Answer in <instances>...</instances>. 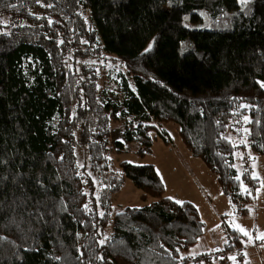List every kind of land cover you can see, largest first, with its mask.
I'll return each mask as SVG.
<instances>
[{"label":"trees","instance_id":"16d2710c","mask_svg":"<svg viewBox=\"0 0 264 264\" xmlns=\"http://www.w3.org/2000/svg\"><path fill=\"white\" fill-rule=\"evenodd\" d=\"M1 16L13 28L0 33V264L190 263L200 213L165 196L152 164L118 170L120 121L141 157L176 124L248 214L260 181L233 164L247 148L264 158V0H0ZM105 72L120 100H100ZM126 179L153 201L115 212ZM226 233L224 252L247 247Z\"/></svg>","mask_w":264,"mask_h":264},{"label":"rangeland","instance_id":"374dc122","mask_svg":"<svg viewBox=\"0 0 264 264\" xmlns=\"http://www.w3.org/2000/svg\"><path fill=\"white\" fill-rule=\"evenodd\" d=\"M204 20L202 26L209 23L206 18H204ZM0 23L4 25V27L0 29V33H7L13 28L12 24L9 25L8 17L1 16ZM197 27L200 28L201 25ZM116 72L125 73V69L123 66H118ZM104 77L102 90L100 92V100L102 102L120 100L122 94L119 86L116 84V76L113 75L112 78H110L105 72ZM163 127L169 134L168 143H164L162 139L158 138L153 144L152 153L141 157L136 154L140 145L138 143L127 144L125 141L124 122L120 121L117 123L112 129L110 143L112 154H115V156L112 155L115 160V166L119 170L120 162H128L133 165L152 164L155 166L165 185V196L173 198L177 200V202H184L190 199L196 202L195 204L200 207V216L205 224V235L203 234L198 243L187 252H184L182 256H186L194 261H199L198 258L200 256H215L218 252L217 248H219L218 246L215 247V245H219L220 248H223L226 242L225 233L239 227L250 232L247 235V247L242 250L243 264H264V255L261 254L263 248L260 249V251H257L252 246L254 234L251 231L254 230L256 225H258L257 222L260 223L264 219V182L262 178L264 174V158L254 156L251 148L247 151L249 154H246L249 157L247 162L243 160L245 152L240 150L235 154L233 166L238 172V175H241L249 169L248 171L251 176L253 178H258L260 181L258 190L255 192L254 200L246 205V208L248 209L247 215H242L239 209V213L236 211V208L234 210L232 203L231 206H228L226 198L225 203L223 201L220 204L217 203L213 195L210 193V196L204 194L206 197L205 199L200 198L206 202L203 204L198 199V192L203 184L201 179L202 172H198L195 167L196 165H202L203 167L206 166L200 159L193 157L186 149L178 135V126L176 124H164ZM116 143H122L123 148L119 149L116 146ZM80 149L82 148L77 146V152H79ZM118 149L120 152L117 151ZM246 163H248L247 166ZM78 165L79 167L85 165L83 153H78ZM141 194L142 191L137 189L130 180L126 179L123 188L112 196L114 211L117 212L126 207H144L153 201L150 197L146 201H142L140 199ZM208 202H211L214 208H211V205H209ZM222 225H225L226 228L220 230ZM220 233L222 240L220 238Z\"/></svg>","mask_w":264,"mask_h":264},{"label":"crops","instance_id":"0c3cea01","mask_svg":"<svg viewBox=\"0 0 264 264\" xmlns=\"http://www.w3.org/2000/svg\"><path fill=\"white\" fill-rule=\"evenodd\" d=\"M165 147L168 148L167 146H165ZM248 149L249 148H247V150H246V154H249V153H247ZM195 169L198 172H200V171L202 172V176H201V179L203 181L202 188L200 187V190L198 192L199 196L196 193L197 196H198L199 201H201L203 204L206 203L202 199H205L206 198L204 196V194L209 195V193H210V194L213 195V197L217 201V203L220 204L222 201L225 203V198H226V200H227L226 203L228 204V206L229 205L231 206L230 199L228 198L227 195L224 194V192L222 191L220 185L218 184L216 174H214L213 172H211L208 168L203 167L202 165H196ZM262 178H263V182H264V174H263ZM263 194H264V189H263ZM200 198H202V199H200ZM171 199H173V198H171ZM173 200H175V199H173ZM175 201H177V200H175ZM188 201H190L192 204H194L197 207L199 213H201L200 207L197 204H195L196 202H194V201H192L190 199ZM208 204L211 205V208H214V206H213V204L211 202H208ZM257 223H258V225H256L254 227V230H251L252 233L254 234V239L255 238H258L259 239V237L262 236L261 234L264 233V219L260 223L259 222H257ZM223 228H226L225 225H222L221 228H220V230H222ZM239 229H244V228L237 227L236 229H234V231H236L239 235H242V236H244V237H246L248 239V236L247 235L250 232L248 230H245L244 229L247 232V235H245ZM220 238L222 240L221 233H220ZM225 239H226V242H225V245H224L223 248H220L219 245H215V247L216 246L219 247V248H217V251L218 252H223V253H221V255L223 257V262H224L223 264H226V263L227 264H243L244 262L238 261V259H239V257H240V259H242V256H243L242 250L245 247L244 248L242 247L241 250H238L237 249L238 247H237V248H235L233 250H230L229 252H224V249L226 248V244L228 243V241H231L230 237L227 236V233H225ZM231 244H233V243H231ZM261 249L263 250L261 254L264 255V246H262ZM217 256H218V254H216L213 257L212 256H209V260L210 259L213 260L216 264H217L216 260H219V263H220L222 257L216 258ZM192 261H194V260H190V263ZM205 261H204V259H199V261H197V263L194 261L191 264H205Z\"/></svg>","mask_w":264,"mask_h":264},{"label":"built area","instance_id":"2783aa9c","mask_svg":"<svg viewBox=\"0 0 264 264\" xmlns=\"http://www.w3.org/2000/svg\"><path fill=\"white\" fill-rule=\"evenodd\" d=\"M248 156H245V160H248ZM247 168V167H246ZM261 235H264V233H262ZM256 242L254 243V246L255 247H258V248H261L262 246H264V239H258V238H255L254 239Z\"/></svg>","mask_w":264,"mask_h":264},{"label":"snow or ice","instance_id":"6c2138e0","mask_svg":"<svg viewBox=\"0 0 264 264\" xmlns=\"http://www.w3.org/2000/svg\"><path fill=\"white\" fill-rule=\"evenodd\" d=\"M245 2V0H242V3ZM262 86H264V84H262ZM241 232H243L245 235H247V232L244 229H239ZM260 239H264V235H262L261 237H259Z\"/></svg>","mask_w":264,"mask_h":264}]
</instances>
